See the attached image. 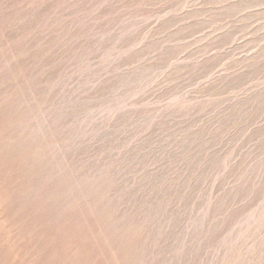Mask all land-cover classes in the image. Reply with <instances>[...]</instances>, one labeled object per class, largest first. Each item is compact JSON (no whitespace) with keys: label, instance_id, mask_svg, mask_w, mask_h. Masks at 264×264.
I'll list each match as a JSON object with an SVG mask.
<instances>
[{"label":"rangeland","instance_id":"rangeland-1","mask_svg":"<svg viewBox=\"0 0 264 264\" xmlns=\"http://www.w3.org/2000/svg\"><path fill=\"white\" fill-rule=\"evenodd\" d=\"M0 264H264V0H0Z\"/></svg>","mask_w":264,"mask_h":264}]
</instances>
